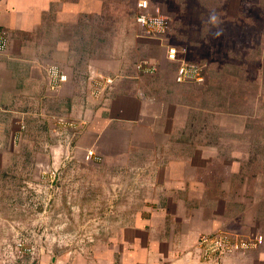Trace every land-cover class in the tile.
I'll return each instance as SVG.
<instances>
[{
  "label": "crops",
  "instance_id": "crops-1",
  "mask_svg": "<svg viewBox=\"0 0 264 264\" xmlns=\"http://www.w3.org/2000/svg\"><path fill=\"white\" fill-rule=\"evenodd\" d=\"M130 1L0 0V29L7 33L0 51V115H19L20 101L67 107L80 125L77 154L83 159L92 149L102 168L116 175L108 180L109 199H100L108 208L94 215L110 219L100 230L104 236L72 258L45 254L32 264H202L198 236L219 231L261 235L262 244L237 264H264L261 193L253 189L247 195L237 171L229 176L207 147L170 146L173 100L155 94L162 63L149 59L143 48L147 57L140 60L156 71L138 72L128 58L134 45L131 50L116 44L146 43L135 16L126 18L128 3L132 14L136 10ZM105 25L113 26L109 34H103ZM164 50L161 57L172 62ZM51 67L66 76L54 90L48 85ZM91 72L113 79L106 95H93ZM222 175L229 179L222 181ZM106 181L99 179L100 186Z\"/></svg>",
  "mask_w": 264,
  "mask_h": 264
},
{
  "label": "rangeland",
  "instance_id": "rangeland-1",
  "mask_svg": "<svg viewBox=\"0 0 264 264\" xmlns=\"http://www.w3.org/2000/svg\"><path fill=\"white\" fill-rule=\"evenodd\" d=\"M148 1L169 19L167 45L180 60L204 63L207 71L202 82L177 84L171 80L177 63H165L163 45L145 39L116 43L134 45L128 57L134 68L145 61L143 48L149 59L162 63L155 94L173 100L170 146L207 147L229 176L237 171L247 195L256 189L264 198V0ZM129 5L128 20L136 14ZM112 29L102 26L103 34ZM18 108L19 115H0V260H5L2 246L15 242L36 247L33 261L26 255L15 264H32L45 254L72 258L104 236L100 230L110 219L94 215L108 208L100 199H109L108 180L116 175L102 168L100 157L85 160L77 154L80 125L67 107L20 101ZM99 179L106 184L100 186Z\"/></svg>",
  "mask_w": 264,
  "mask_h": 264
},
{
  "label": "built area",
  "instance_id": "built-area-1",
  "mask_svg": "<svg viewBox=\"0 0 264 264\" xmlns=\"http://www.w3.org/2000/svg\"><path fill=\"white\" fill-rule=\"evenodd\" d=\"M135 23L140 29L139 37L148 41L158 42L166 49V58L177 63L175 82L178 84L189 83L192 81L202 82L204 79L205 65L202 63H190L180 60L178 52L172 46L167 45L166 37L169 29V19L157 6H151L148 0H137ZM7 46V33L0 29V51ZM137 71L143 73H153L156 68L146 62L137 65ZM48 85L50 90L58 87L59 82L65 81L66 76L59 73L57 67L47 69ZM50 77V80H49ZM89 79L93 85V95L101 96L110 89L113 79L110 77L99 76L94 73L89 74ZM50 81V82H49ZM98 158L92 149H87L84 154L85 160ZM99 160V159H97ZM263 242V237L256 236L228 235L224 232H213L210 234H200L197 238L195 249L202 264H237V258L244 257L251 250L256 249ZM35 248L32 245L22 242L5 244L2 250L5 254L3 264H15L17 260L27 257H35ZM7 258V259H6Z\"/></svg>",
  "mask_w": 264,
  "mask_h": 264
},
{
  "label": "trees",
  "instance_id": "trees-1",
  "mask_svg": "<svg viewBox=\"0 0 264 264\" xmlns=\"http://www.w3.org/2000/svg\"><path fill=\"white\" fill-rule=\"evenodd\" d=\"M202 64L204 65V63H202ZM206 73H207V71L205 72V70H204V76L207 75Z\"/></svg>",
  "mask_w": 264,
  "mask_h": 264
}]
</instances>
